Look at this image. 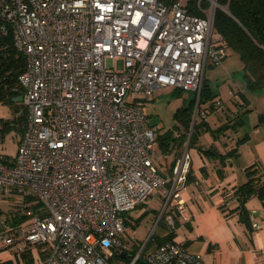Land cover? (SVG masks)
<instances>
[{"label":"built area","instance_id":"obj_1","mask_svg":"<svg viewBox=\"0 0 264 264\" xmlns=\"http://www.w3.org/2000/svg\"><path fill=\"white\" fill-rule=\"evenodd\" d=\"M188 5L0 0L1 29H11L26 57L18 84L27 119L16 155L0 153V196L23 202L0 211V252L17 264L27 253L43 264H207L174 239L156 242L158 224L141 244L127 229L128 213L150 198H163L160 220L170 233V212L190 221L181 197L189 142L162 170L157 129L145 112L164 87L198 98L207 69L230 55L212 13L199 1V17ZM208 105L199 108L197 99L193 124L207 121ZM223 105L217 99L214 108Z\"/></svg>","mask_w":264,"mask_h":264},{"label":"crops","instance_id":"obj_2","mask_svg":"<svg viewBox=\"0 0 264 264\" xmlns=\"http://www.w3.org/2000/svg\"><path fill=\"white\" fill-rule=\"evenodd\" d=\"M234 94L232 90L233 100L236 97ZM219 99L223 101L224 108L214 110L206 121L214 130L243 114L240 108L234 109L222 98ZM251 105L250 102L248 110L253 111ZM245 118L236 130H229L218 138H213L208 132L200 136V146L206 149L214 147L221 154L238 147V156L228 159L224 168L219 160H210L197 149H189L194 181L181 191V197L186 202L190 221H185L177 214L173 215L176 228L172 233L175 235L174 240L182 243L190 252L200 255L207 264H264V208L260 200L252 197L246 204L251 213L252 233L239 221L238 212L229 214L227 210L237 205L231 196L235 187L247 181L246 170L252 166L264 169V120L262 123L250 124V117ZM156 131L161 133L158 129ZM243 138L245 140L237 146L238 140ZM183 150L175 149L163 155L158 149L161 169L170 171L178 156L177 151L182 153ZM219 169L224 172L223 178L219 177ZM151 209L158 210V205ZM169 231L170 227L163 223L157 229L156 242L158 239H166ZM136 238L141 240L139 236ZM2 261L17 264L16 257L8 251L0 252V263Z\"/></svg>","mask_w":264,"mask_h":264},{"label":"trees","instance_id":"obj_3","mask_svg":"<svg viewBox=\"0 0 264 264\" xmlns=\"http://www.w3.org/2000/svg\"><path fill=\"white\" fill-rule=\"evenodd\" d=\"M159 1L170 4L174 0ZM199 1L203 10H208L212 5L211 0H188V8L191 13L203 17L205 14L198 9ZM216 1L218 7L214 13V31L222 35L228 51L237 54L243 63L246 89L249 91L264 90V0ZM2 25L0 21V103L11 104L20 113L13 120H0V135L3 139L8 131L16 129L17 126L24 132L27 119L23 104L14 101V99L21 96L18 79L26 68V57L16 49L11 29L4 33L1 29ZM183 92L177 89L174 94L178 96ZM241 95L245 98L244 94L241 93ZM217 96V93L211 91L210 82L204 79L199 108L209 104V109L213 112ZM196 103L197 94L194 93V97H190V99L183 102V105L177 108L174 113L175 124L173 128L166 134L159 133L157 136L159 150L163 155H168L175 149H178V151L183 149L185 144L189 142L190 149H197L200 154L210 160H219L224 168L228 159L238 156V147L226 154H221L214 147L206 149L200 146V136L203 132H208L213 138H217L228 130H236L242 125L243 116L237 115L229 123H225L214 130L203 120H196L195 124H193V113ZM262 119L264 120V116H262ZM260 123H262V120ZM175 131L180 133L178 137L174 135ZM244 140V138L238 140L237 146H240ZM178 151L177 158L181 155V152ZM218 174L220 178L224 177L222 169L218 170ZM246 175L247 181L235 187L231 196V199L237 205L234 206V209L227 208V210L229 214L238 212L239 221L246 226L249 233H252L251 213L247 209L246 204L252 197H257L264 208V169L259 170V168L252 166L246 170ZM193 181L194 176L191 169L187 184ZM146 215H148L147 211L136 220L133 225L134 230L140 227V223ZM127 225H131V222L127 221ZM174 236V233L171 232L166 239H158V242L162 243L166 240H171ZM23 258L25 264H33L31 254L27 253Z\"/></svg>","mask_w":264,"mask_h":264},{"label":"rangeland","instance_id":"obj_4","mask_svg":"<svg viewBox=\"0 0 264 264\" xmlns=\"http://www.w3.org/2000/svg\"><path fill=\"white\" fill-rule=\"evenodd\" d=\"M214 2L216 4L211 5V7L207 10L209 13H212L213 16L217 8V1L214 0ZM117 67L119 70L123 68L122 61H118ZM205 79L210 82L211 91L218 94L217 99L222 98L225 102H227V104H229V106L233 107L234 109L240 108L241 111H243V117H250L248 118L250 124H253V122L254 124H258V122L263 120L262 116H264V90L249 91L246 89L243 63L241 62L237 54L231 52L230 55L226 57L220 65L216 67H209L206 71ZM232 90L233 93H235L234 96H236L234 100ZM174 93H176V89L170 87H164L157 90L154 95V100L149 102L145 108V111L150 117L151 125L154 129H158L161 132L160 134H166L173 128L175 124L174 113L177 108L183 105V102L190 99V97H194L193 92H183L178 96ZM241 93L245 95V98L242 97ZM250 102L252 104L250 108H252L253 111L248 110ZM196 107L197 103L195 106V110ZM195 110L193 113V118ZM246 111L248 112L246 113ZM18 112L11 104L0 103V120H13L14 118H16V115L18 116L20 114ZM23 134L24 132L18 126L16 127V129L8 131L0 141V153L7 156H15L18 151L19 142L23 138ZM157 148L159 149L158 144ZM22 203L23 202L21 201L19 196H0V211L3 213L12 211L13 209L19 208ZM164 203L165 202L163 198H161L159 201H157L156 198H150L148 201L149 205L140 206L128 213L132 225H128V234L135 237L136 243L141 244L143 241H145L149 233L151 232V229L155 225L158 224L157 228H159L163 225V223H167L166 220H160ZM156 205H158V210L154 211L153 209H151V207H155ZM145 211H148V215L143 218V221L140 223L139 229L137 228L138 230L135 232L133 225L134 223H136V220L139 219V217L143 213H145ZM169 214H172L174 216H176L177 214L178 216H180V213L177 210L175 212H170ZM157 233L158 232H156V234ZM137 236H139L141 240L137 239ZM33 264L43 263H37L33 260Z\"/></svg>","mask_w":264,"mask_h":264},{"label":"water","instance_id":"obj_5","mask_svg":"<svg viewBox=\"0 0 264 264\" xmlns=\"http://www.w3.org/2000/svg\"><path fill=\"white\" fill-rule=\"evenodd\" d=\"M217 7H218V4H217ZM200 96H201V93L199 94V96H198V101L200 100ZM14 101L16 102V103H22L23 102V97H18V98H16V99H14ZM125 255H122V257H124Z\"/></svg>","mask_w":264,"mask_h":264}]
</instances>
